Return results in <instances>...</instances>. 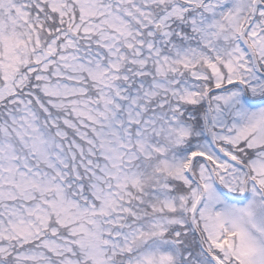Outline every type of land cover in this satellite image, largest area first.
I'll list each match as a JSON object with an SVG mask.
<instances>
[{
    "label": "snow or ice",
    "instance_id": "1",
    "mask_svg": "<svg viewBox=\"0 0 264 264\" xmlns=\"http://www.w3.org/2000/svg\"><path fill=\"white\" fill-rule=\"evenodd\" d=\"M0 264H264V0H0Z\"/></svg>",
    "mask_w": 264,
    "mask_h": 264
}]
</instances>
